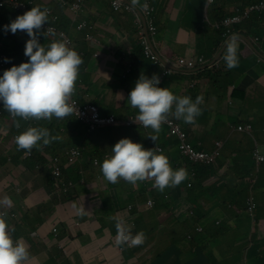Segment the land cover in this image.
Listing matches in <instances>:
<instances>
[{"label": "clouds", "instance_id": "9594fccd", "mask_svg": "<svg viewBox=\"0 0 264 264\" xmlns=\"http://www.w3.org/2000/svg\"><path fill=\"white\" fill-rule=\"evenodd\" d=\"M39 1L41 0H0V8L7 5L14 12L9 17V20L4 22V30L6 32L10 31L12 34H16L17 31H20L19 34L21 36L23 32H26L29 37L24 50V55L26 56L25 63L18 65V59L15 54L0 50V118L8 119L6 124L7 128H2V135L7 136L11 129H13L14 133L12 134L11 143L14 149L21 155L23 161L31 162L35 158V151H42L44 147L60 139L58 136H52L46 127H36L39 123L47 120H52L53 118L62 120L72 115L74 112H77L85 128L83 137L87 140V144L90 142V135L104 126L117 125L123 129H129L132 134L143 143L144 147L140 143L132 142L129 138H123L111 148V151H104L105 154L103 156L101 154L99 158L91 157V153H89L85 147H81L84 145L77 144L76 147L72 148H79L82 152V157L74 164L69 165L66 160V154L72 148L47 160L50 168L51 180L54 181L55 188L56 181L53 178L52 169L56 157L60 159L59 165L62 170L60 181L63 184V189L58 190H60L61 194L66 198H69L71 192L74 191L76 180H73L71 176V180H67L65 177V170L77 166L80 162H85L87 158V162L96 170L97 178H101L102 180L104 178L107 182L112 184L120 182L119 187H125L128 190L135 191L137 199L139 202H142L138 203V205H143L145 212L151 211V216H153V209L156 205V199L154 197V192L156 190L163 193L162 201L168 206L169 211L175 213L181 210H187V201L183 197L185 193H182L181 196L173 201L175 193L173 190L175 187L188 179V172L185 169L186 162L180 164L179 162H174L175 159L171 158L173 159V163L171 164L169 162L171 159L164 152L166 147L156 143L157 133L161 131L163 137L172 139L176 150L179 151L184 158L188 159L192 165H194V163L210 165L215 156L213 153H218L224 146V141H215L214 145L216 148L211 154L200 151L198 147H200L201 144L198 143V138L192 139L189 132L184 128V124L179 121L183 120L184 123L195 126L197 117L201 115L200 105L204 102L202 96L189 97L191 93H188V90L193 88V84L185 85L188 77L181 76L180 74L184 71L192 72L202 70L200 72L210 73L211 78L215 80L223 75L225 71L222 57L229 70L239 65L237 54L238 39L253 47L254 50V48H261L260 42L264 40V33L261 38L254 37L253 39H247V37L241 34H230L231 36H229L209 57L204 56L205 53L207 54L209 52V49L204 45H200V49L198 48L199 45H197V50L200 53L199 56L190 58L181 56L172 57L169 54L164 55L160 51V41L158 40L159 30L154 21L155 8L152 0H150V5L153 10L149 17L145 16L143 13V0H120L121 7L119 10L114 9V0H110L114 12H119L124 9L133 16L135 27L131 25L130 29L125 30L129 34L134 33L137 35L138 44V48L135 52H132V54L120 55L119 57L114 56L108 59L112 64V68H110L112 73L114 70L119 71L121 82L125 90L124 105L115 108L122 107L126 109L129 107L138 109V114L135 116L124 115L118 118L113 112L107 114L102 113L100 106L93 103L94 101L102 103L105 97L94 98L92 89L90 88L91 86L86 80V76L89 75V71L88 73L86 72L88 70V60L91 57L89 49L100 47L102 42V37L97 36L96 31L98 29L93 26L92 20L79 18L85 14L86 5L92 0H42L44 3L43 9L38 7V5H40V3H38ZM56 1L59 4H63V7H59L56 10L53 5V2L55 4ZM261 1L264 0H259L245 7L233 5L230 14L233 15L235 8L244 10L250 5L257 4ZM137 3H140V7L135 5ZM212 3L213 0H205L204 11L202 10L201 25H203L204 22L209 23L206 8ZM25 8L30 11L26 12ZM48 9H50V11ZM67 10L73 17L71 21L70 18H67V21L75 24V26L71 28L67 25L65 15L61 13H66ZM255 14H264V12H255L250 14L249 17ZM227 17H230V15ZM221 22L222 21L214 22L212 26L215 29L222 28L215 26V24H220ZM50 24L55 26L56 33L60 32L65 34L70 43H66L65 39L63 37L61 38L56 33H49L51 29L48 28L45 30L43 26ZM238 35H241L242 38L237 37ZM78 36L81 52L75 47L74 37ZM255 38L258 40L255 41ZM50 40L51 42L48 44ZM220 51H222L220 57L213 62V59L217 57ZM99 57L100 53L94 54L95 59ZM1 59L3 60L1 61ZM145 61L155 66L156 70H153L151 67L143 66ZM143 67L149 74L141 73ZM137 68L140 69L136 71L135 69ZM215 68L219 70L211 73ZM80 70L84 78L79 77ZM132 72L135 75L128 80L127 76ZM158 72L159 75H157ZM176 77L180 79L179 85L183 86L187 96L180 97L174 95L168 88H164V81L166 79ZM120 97L122 98V96ZM192 98H194V101ZM81 100L85 103L84 105H78V101ZM74 103H76L77 109ZM91 106L96 107L98 113L102 117H113L114 121L98 125L95 129L91 130L90 126L81 120L78 111V108L83 109ZM168 119L177 125L178 132L170 133V128L165 124ZM247 126L250 127L249 130H239V127L244 128ZM136 127H140L144 130H137ZM234 131L249 136L251 139L249 144L252 145L250 153L254 171L252 176L246 179L248 185H250L246 204L250 216L248 221L253 229L247 232L245 242L248 246L241 249L243 258L237 263L249 264L247 256L250 248L255 256L259 255L264 257V251H262L264 234L259 231L257 227L258 217L260 213L264 211V189L262 200L259 205L261 210L257 211L254 217L253 213L256 205L252 193V189L256 185L254 180L256 182L257 174L262 170L260 167L264 166V162H258L254 154L256 151L263 152L264 145H259L254 139L251 123L237 125L234 127ZM181 134H183V137L180 136ZM182 139H184L183 142L190 146L193 151L196 149L197 151L195 152L197 153L202 152L213 155L212 161L204 163L197 159L194 161L190 160L180 149ZM150 146L151 149H149ZM28 154L31 156L27 157ZM8 161L12 162V159L8 158ZM37 168H39V165H37ZM78 177L81 176L79 175ZM208 180H206L205 183ZM81 181L83 183V178H81ZM142 184L146 189L145 197L138 194ZM82 187L85 188L84 186ZM165 190L166 192H164ZM227 198L228 204L225 206L237 210L239 204H231L229 202L230 196H227ZM149 200L152 201V206H148L147 202ZM4 203L11 206L12 201L10 198L5 197ZM177 205L182 206L181 208H176ZM56 206H58L57 201L52 199L48 204L40 206V210L45 209L52 213V210ZM128 208L132 210L133 213L140 214L139 209L135 207V205L131 204ZM241 211L242 210L239 209L237 212ZM160 213L163 212L161 211ZM165 216V218L169 217L167 214H165ZM10 218L12 217L8 212H0V264H29L31 260L29 249L22 238H13L12 233L15 229L7 222ZM188 218H194L192 209L188 211ZM152 219L153 217H151V220ZM155 219L158 220L157 218ZM205 219L193 224L194 230L191 234L186 236V242L182 243H187V247L190 250L191 248L194 250V253L187 260H184V262L189 261L195 254V248L190 247L192 235H195L196 240L205 239L208 245L213 243L215 246H222L223 248L221 250H207V252L209 257L218 264H229L232 256V249L226 246L225 233L232 228H228L226 231V225L224 223L220 220H212V225H224L225 227L221 235L212 237L205 233L204 229L210 227H204ZM150 222L152 221L148 223ZM139 224L140 219L136 216V225ZM238 224L239 220L237 221V226ZM53 228V233L57 236L58 229L55 228V226ZM142 228H144V226ZM116 229V244L118 246L124 244L133 247L141 246L147 238L142 231L132 235L131 226L126 224L123 220L117 221ZM168 246L169 244L166 243V248ZM175 255L180 259L178 250Z\"/></svg>", "mask_w": 264, "mask_h": 264}, {"label": "crops", "instance_id": "0c3cea01", "mask_svg": "<svg viewBox=\"0 0 264 264\" xmlns=\"http://www.w3.org/2000/svg\"><path fill=\"white\" fill-rule=\"evenodd\" d=\"M152 1L155 8L154 21L159 30L161 53L172 57L199 56L197 43L199 41L205 43V38L201 40L195 32L194 15L198 13L200 5L205 0ZM53 5L56 10L63 7V4L57 1L55 4L53 2ZM135 5L140 7V3ZM232 7L233 5H230L231 9ZM64 15L66 21L67 18H70V21L73 18L68 10ZM79 18L97 20L99 22L97 36L102 37L100 47L89 49L91 57L88 62L95 59V53H100V57L93 60L96 64V75L92 82L100 88L108 86L109 91L106 92V96H103L97 95L93 90V97H105V103L99 105L104 108H109L112 102L115 107L124 105L125 90L120 73L118 70L112 73L110 69L112 64L108 59L114 56L130 55L138 48L137 35L129 34L125 30L130 29L131 25L135 27L133 16L124 9L114 12L110 0H92L86 5L85 14ZM70 21H67L69 28L75 26ZM5 40L1 39V43ZM244 43L240 39L237 41L238 48L242 46L239 49V56L242 59L239 67H235L230 72L225 70L224 74L215 80L211 78L210 73L200 72L202 70L184 71L180 74L188 77L185 85L193 84V88L188 90V93H191V96H202L207 105V109L201 112L202 120L197 121L195 126H187L182 120L184 128L192 139H202L203 143L199 141L198 143L209 148H211L207 145L209 139L218 137L217 141H224L226 154L229 155H233L234 151L252 148L249 144L251 141L249 136L234 131L237 125L251 123L254 139L259 145H264V59L254 53L253 47ZM245 63L246 66H244ZM87 69L88 73L89 68ZM217 70L219 69L215 68L211 73ZM141 73L149 74L144 67ZM179 81L177 77L168 78L164 81V88H168L174 95L187 96L183 86L179 85ZM225 85L227 86L224 88ZM233 90L235 93L231 97ZM7 122V118H0V208L5 205L1 212H8L11 215L12 218L7 222L15 229L16 238H22L27 245L31 257L29 264H146L151 260L149 253L158 251L159 242L148 244L147 249L144 248L146 245L133 247L127 244L119 246L116 244L117 221L123 220L130 225L132 235L141 231L146 233V228L143 230L140 224L145 226L151 221V211L145 212L143 205H138L142 202L137 199L135 191L119 187L120 182L112 184L104 178L103 180L97 178L96 170L87 162V158L85 162L65 170V174H69L73 180H76V187L70 197L56 206L52 213L45 209L40 210V206L51 202L54 195L49 186L51 174L48 161L38 151L43 158L42 165H39V168L35 165L29 169L27 165L30 162L23 161L11 143L14 130L11 129L7 136L2 135V128H7ZM125 130L128 131V136L122 139L129 138L132 142L143 145L131 130ZM63 132L66 135L62 134V138L70 141L68 131L64 129ZM156 143L166 147L164 152L170 159L177 158L173 140L163 137L161 131L157 133ZM84 146L89 153L108 150L91 138L90 142ZM8 158H11L12 162H9ZM173 159L169 161L171 164ZM85 165H87L86 170L82 169ZM262 174H264L263 170L258 175ZM77 175L81 177L76 179ZM213 180L210 179L206 183ZM228 185L231 186V184ZM261 186L263 190L264 181ZM5 197L10 198L11 206L4 203ZM221 197L218 195L217 199L210 204L203 201L205 209L208 210L204 227L211 226L213 218L226 216V219L217 218V220L226 222L228 228H232L225 233L227 248L232 249L234 246L240 249L245 248L248 246L245 242L247 232L253 228L246 216L242 212H237L239 209L233 210L222 206L219 209ZM59 198L63 200V196L60 195ZM207 198L211 197L207 196ZM131 204L139 209L140 214L133 213L128 208ZM181 206L177 205L176 208ZM160 212L155 215V218L162 222L166 216ZM136 216L140 219L139 225H136ZM183 218L184 215L181 213L178 220L170 221L163 230L166 232L171 230L175 221L177 222L175 225L180 227ZM257 224L259 231L264 234V211L260 213ZM54 226L58 229L57 236L53 233ZM234 239L238 240L233 242ZM187 245L184 243L178 248L181 261L187 260L194 253V250L192 248L190 250ZM262 249L264 251V244ZM248 255L252 262L254 254L251 248ZM256 257L262 260L261 257Z\"/></svg>", "mask_w": 264, "mask_h": 264}, {"label": "trees", "instance_id": "16d2710c", "mask_svg": "<svg viewBox=\"0 0 264 264\" xmlns=\"http://www.w3.org/2000/svg\"><path fill=\"white\" fill-rule=\"evenodd\" d=\"M258 1L259 0H234V1L213 0V3L208 8H206V12L209 18L208 20L209 23L204 22L203 25H201L202 10L204 8V3H205L202 2L198 13L194 15V28L196 34L199 35V38H201V40L202 38H205V43H203L202 41H199L197 43V45H199L198 48L200 49V45H204L207 49H209V52L207 54L205 53L204 56L206 57L211 56L220 47V45H222L224 41L233 34H241L247 37V39H253L254 37H259V38L262 37L264 33V14H255L252 17H249L248 19L244 20L243 22L236 23L237 25L233 24L234 26L232 25L228 27L222 26V28L219 29H215L212 26V23L223 21L224 19L228 18L227 16L229 15L232 16V14H230L231 12L230 5H239L245 7L249 4L256 3ZM38 7H41L43 9L44 3L42 0L40 1V5H38ZM13 13H14L13 10L7 5L0 8V40L6 39L3 43H0V50L15 54L18 59V65H20L21 63H25L26 56L24 55V50H25L26 42L29 40V37L26 34V32H23V35L21 36L19 34L20 31H17L16 34H12L10 31L6 32L4 30V22L8 21L9 17ZM61 13L62 15H64L63 12ZM92 24L95 28L98 29L99 22L97 20L92 21ZM74 39H75V47L77 50L80 51L81 45L79 41V36L74 37ZM50 42L51 40L48 42V44ZM260 46L261 48H254V53L257 54L259 57H262L264 54V40L260 42ZM240 48H242V46L238 48V53H237L239 59V65L242 63V59L239 56ZM202 52L204 53L203 50ZM222 61L226 71L228 72L233 71L234 68L231 70L227 69L223 57H222ZM239 65L237 67H239ZM143 66L151 67L153 70H156V67L152 66L151 63L147 61L144 62ZM244 66H246V63L244 64ZM139 69L140 68H137L135 70L138 71ZM134 75L135 74L132 72L127 76V79L130 80L131 78H133ZM79 77H83L81 70L79 71ZM226 86L227 85L223 87L225 88ZM234 93L235 91L233 90L231 93V97H233ZM190 96L191 94H189V97ZM192 99L194 101V98ZM93 103L97 105L101 104L100 102H96V101H94ZM84 104L85 103L82 100L78 101V105H84ZM74 106L77 109V106L76 105ZM100 108L102 113L104 114L113 111L111 109H107L101 106ZM115 111L117 113L118 118L124 115L135 116L136 114H138V109H133L129 107H127L126 109L122 107L117 108L115 109ZM199 120H202V116H200L196 120V122ZM179 121L182 122V120ZM186 125L193 126L190 124H186ZM36 127H44V128L46 127L50 131L52 136L60 137L59 140L54 141L49 146L44 147V149L40 151L46 160H50L52 157L56 155H60L72 147H76L77 145L75 144L87 145V140L84 139L83 137L85 134V128L82 122L80 121L77 112H74L72 115L62 120L56 118H53L52 120H47L45 122L39 123ZM63 129H66L68 131V134H70V138H71L70 141H65L62 138L61 133ZM136 129L144 130L140 127H136ZM217 139L218 137L209 139L208 141L209 143L207 145H209L211 148L207 147L206 145L205 146L200 145V147H198L199 150L207 152L209 154L213 153L216 148L214 143L215 141H217ZM198 141L201 142V144L203 143L202 139H198ZM81 147H85V146H81ZM149 149H151V146L149 147ZM195 151L197 150L195 149ZM250 152H251L250 148H246L244 151H234L233 155H229L226 154V146L225 147L223 146L214 156L213 162L210 165H201V163H194V165H192L190 164V161L188 159L184 158L183 155L180 154L179 151H177L176 154L177 158H175L174 162H179L180 164L182 162H186L185 169L188 172V179H186L179 186L175 187V189L173 190L175 191L173 201H175L179 196H181L182 193H185L183 197L187 201L188 209L173 213L169 211L168 206L163 203L162 201L163 193H161L158 190L154 192L156 205L155 208L153 209V213H152L153 216H151L153 217V219L151 220L152 222L147 223L145 226L141 224L142 227L144 226L143 230H145L146 228L147 232L145 233V235L148 238L141 246L146 245L144 248L147 249L148 244H158L159 242V245L157 252L149 253V255H151V260L148 261V263L146 264H218L217 262L213 261L211 257H209V254L207 252L208 250L207 240L205 239L196 240L195 235H192V240L190 241V247L195 248V254L189 261L186 262L181 261V259H178L176 257L175 253L178 250V246L183 242H186V236L188 234H191L192 231L194 230L193 224L195 222H200L201 220L206 218L208 214V210L207 208L205 209L203 201L207 202V204H210L211 202H214L217 199L218 195L220 194H223L225 197L230 196L229 202L234 205L239 204L237 209L242 210L241 211L242 214H244L248 220L250 219L246 204V199L249 196V185L246 179L250 178L254 171L253 161ZM101 154L102 152L100 151H94L91 152V157L100 158ZM42 159L43 158L41 157V154L35 151V158L30 163H28L27 167L29 169H32L35 165H42L43 162ZM226 165L227 168H225ZM82 169L86 170L87 165L82 167ZM260 169H262L264 172V166H261ZM65 175L66 177H68L67 180H71L69 174L68 175L65 174ZM208 179L209 180L216 179V181L208 185L205 183V181ZM263 181H264V174L262 175L257 174L255 184H259V185L256 188L253 187L252 189L253 198L256 205L253 213V217L257 214V211L261 210L259 205L262 200L263 190L258 191L259 189L257 188L261 187ZM228 184H231V186H229ZM49 186L54 192L53 200L57 201L58 205L61 202L67 200V198L61 194L60 190L55 188L53 180H51V184L49 180ZM164 192H166V190ZM145 193H146V189L142 184L140 191H138V194L142 197H145L146 195ZM60 195L63 196V200L59 198ZM207 196H210L211 198H207ZM225 203L228 204L227 201ZM221 206L226 207L222 203V201H219L218 208L221 209ZM190 209H192L194 213L193 219L188 218V211ZM159 211H162L163 213L167 214L169 217L165 218L162 222L160 220L159 221L156 220L154 218V215L159 213ZM181 213L184 215V218L180 223V227L178 225H175L177 224V222L175 221L174 227H172L171 230H168V232L164 231L163 228H165V226H168L170 221H173L174 219L178 220L179 215ZM217 218L226 219V216H218L216 218H213L212 220L215 221V219L217 220ZM223 223L226 225V231H227L228 224L226 222ZM204 230L207 235L215 237L221 235L224 232L225 227L224 225L218 226L213 224L212 226ZM12 235L14 239H18L16 238L15 231L13 232ZM166 243L169 244L167 248H166ZM261 258L263 261L258 259L254 255V259L251 262L250 255H248L247 261L249 264H264V257Z\"/></svg>", "mask_w": 264, "mask_h": 264}, {"label": "built area", "instance_id": "2783aa9c", "mask_svg": "<svg viewBox=\"0 0 264 264\" xmlns=\"http://www.w3.org/2000/svg\"><path fill=\"white\" fill-rule=\"evenodd\" d=\"M143 13L145 16L149 17L151 15L152 12V7H151V3L150 0H143ZM210 1V0H209ZM146 5V6H145ZM113 7L115 10H119L121 7V1L120 0H114L113 2ZM26 12L30 11L29 9L25 8ZM50 11V9H48ZM255 12H264V1H261L257 4H253L250 5L249 7H247L244 10H241L239 8H235L233 11V15L224 19L220 24H215L216 27H228L230 25H235L236 23L241 22L242 20L248 18L250 16V14L255 13ZM45 28V30H47L48 28L51 29V31L49 33H56V29L55 26L50 24V25H44L43 26ZM57 35H59L61 38L63 37L65 39L66 43H70L69 39L65 36V34L57 32ZM264 38V35H263ZM258 39L255 38V41H257ZM3 59H1L2 61ZM178 63V61H177ZM74 105H76V103H74ZM79 111V116L81 118V120H83L84 122H86L89 126L90 129L93 130L95 129L98 125L101 124H105V123H111L114 121L113 117H109V118H104L102 117L99 113H98V109L94 106L91 107H86V108H78ZM165 124L170 128V133L172 132H178L177 129V125L171 121V120H167L165 122ZM250 127H239V130H249ZM181 137H183V134L180 135ZM179 136V137H180ZM184 139H182L181 144H180V149L182 151L183 154L187 155L189 157L190 160H199L200 162H204V163H209L212 161L213 159V155H208L206 153H197L195 151H193L190 146H188L187 144H185L183 142ZM214 155L217 154V152L213 153ZM255 158L258 162H264V151L263 152H255ZM31 155L28 154L27 157H30ZM82 157V152L79 148H72L68 151V153L66 154V160L67 163L69 165L74 164L76 161H78L80 158ZM60 159L58 157H56L54 159V164H53V169H52V175L54 180L56 181V188L62 190L63 189V184L61 183V176H62V170L60 168ZM96 164V163H95ZM65 191V190H64ZM148 206H152V201L149 200L147 202Z\"/></svg>", "mask_w": 264, "mask_h": 264}, {"label": "rangeland", "instance_id": "374dc122", "mask_svg": "<svg viewBox=\"0 0 264 264\" xmlns=\"http://www.w3.org/2000/svg\"><path fill=\"white\" fill-rule=\"evenodd\" d=\"M40 3V1L38 2ZM88 68H89V75L86 76V80L89 82L91 89L93 92H96L99 95H103L106 96V92L109 91L108 86H104L103 88H100L99 85L97 84H93V79L96 75V64L95 61L90 60L88 62ZM102 103H105V100L102 101ZM109 108L111 110H113L112 112L117 115L116 111H115V104L112 102L109 106ZM201 108V112L205 111L207 109V105L205 102H203V104L200 105ZM62 134L66 135L65 132H62ZM128 132L123 129L120 126L117 125H108V126H104L100 129H98L96 132L92 133L90 135V138L95 140L99 145L105 147L106 149L111 151V148L120 140L122 139V137L127 136ZM105 154V152L103 151L102 156ZM78 178V176H76V179ZM216 181V179H214L213 181H209L208 185L214 183ZM258 186V184H256L254 187L256 188ZM250 187V185H249ZM258 191L262 190V186ZM221 197V201L224 205H227V203H225L226 201L228 202V198L225 197L223 194H220ZM224 200V201H223ZM5 208V205L3 206V208H0V212ZM240 238V237H239ZM238 238V239H239ZM238 239H234V241L238 240ZM223 247L220 245L215 246L213 243H210L208 245V251H214V250H221ZM243 258L242 253H241V249L240 247L234 246L232 248V256L230 259L229 264H237L239 261H241Z\"/></svg>", "mask_w": 264, "mask_h": 264}, {"label": "water", "instance_id": "95a60500", "mask_svg": "<svg viewBox=\"0 0 264 264\" xmlns=\"http://www.w3.org/2000/svg\"><path fill=\"white\" fill-rule=\"evenodd\" d=\"M237 37H239V38H242V36H241V35H238ZM243 38H244V37H243ZM221 52H222V51H220V52L218 53L217 57L213 59V62H215V60H216L217 58H219V57H220V55H221ZM262 57H263V56H262ZM263 58H264V57H263Z\"/></svg>", "mask_w": 264, "mask_h": 264}]
</instances>
